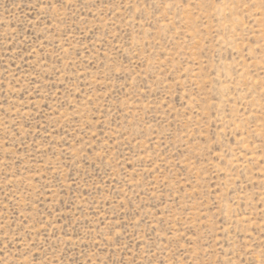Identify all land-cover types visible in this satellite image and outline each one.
I'll return each mask as SVG.
<instances>
[{
    "label": "rangeland",
    "instance_id": "1",
    "mask_svg": "<svg viewBox=\"0 0 264 264\" xmlns=\"http://www.w3.org/2000/svg\"><path fill=\"white\" fill-rule=\"evenodd\" d=\"M264 0H0V264H261Z\"/></svg>",
    "mask_w": 264,
    "mask_h": 264
},
{
    "label": "clouds",
    "instance_id": "2",
    "mask_svg": "<svg viewBox=\"0 0 264 264\" xmlns=\"http://www.w3.org/2000/svg\"><path fill=\"white\" fill-rule=\"evenodd\" d=\"M262 256H264V253H262ZM261 264H264V259L261 260Z\"/></svg>",
    "mask_w": 264,
    "mask_h": 264
}]
</instances>
